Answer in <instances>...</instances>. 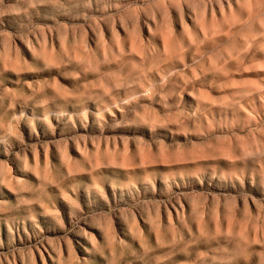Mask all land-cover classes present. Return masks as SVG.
I'll return each instance as SVG.
<instances>
[{
	"label": "rangeland",
	"instance_id": "374dc122",
	"mask_svg": "<svg viewBox=\"0 0 264 264\" xmlns=\"http://www.w3.org/2000/svg\"><path fill=\"white\" fill-rule=\"evenodd\" d=\"M0 264H264V0H0Z\"/></svg>",
	"mask_w": 264,
	"mask_h": 264
}]
</instances>
